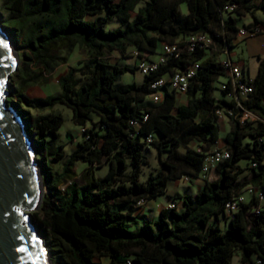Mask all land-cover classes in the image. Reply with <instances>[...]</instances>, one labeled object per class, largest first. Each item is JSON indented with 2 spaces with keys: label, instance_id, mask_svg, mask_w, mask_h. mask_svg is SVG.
Here are the masks:
<instances>
[{
  "label": "trees",
  "instance_id": "16d2710c",
  "mask_svg": "<svg viewBox=\"0 0 264 264\" xmlns=\"http://www.w3.org/2000/svg\"><path fill=\"white\" fill-rule=\"evenodd\" d=\"M139 2L0 0V25L23 49L9 84L5 83L9 94L5 102L26 124L48 189L41 216L32 213L34 227L46 236L53 264H96L97 257L106 259V264H229L234 255L238 264L255 260L264 264V209L252 213L258 202L251 197L231 218L224 212L226 201L248 185L264 193V123L240 124L227 117L230 127L222 147L229 156L200 177L204 155L218 140L216 111L234 105L227 95L230 77L215 56L230 51L240 27L262 24L264 19L253 15L250 0H145L138 6ZM181 3L186 5L185 13L179 10ZM229 4L234 7L225 10ZM254 8L264 13V1ZM246 13L251 21L244 24L241 18ZM112 20L116 25L107 28ZM196 33L207 34L211 46L189 51L187 37ZM162 43L176 44L178 55L141 75L139 83L116 84L118 76L137 68L109 63V53L123 55L131 48L144 57ZM76 46L85 60L59 76L60 92L28 97L27 89L51 80ZM257 59L254 76L243 75L252 92L241 104L264 121V57ZM190 65L196 69L181 104L169 89L159 101L142 104L152 92L153 81ZM220 76L226 77L225 88L219 89L224 98H215L212 85ZM58 104L72 110V120L84 137L53 179L43 146L51 143V159H63V146L53 143L60 137L64 119L59 113L43 112ZM149 147L156 152L158 166L141 181ZM240 160L250 171L242 181L239 175L245 168L238 164ZM76 163L86 166L82 185L74 181ZM103 164L108 165L106 173L95 177L94 169ZM183 176L189 183L200 179L202 184L193 194L170 196L172 205L160 208L152 223H138L136 206L165 195L167 182ZM67 182L61 192L58 187ZM175 200L181 201V210Z\"/></svg>",
  "mask_w": 264,
  "mask_h": 264
},
{
  "label": "water",
  "instance_id": "95a60500",
  "mask_svg": "<svg viewBox=\"0 0 264 264\" xmlns=\"http://www.w3.org/2000/svg\"><path fill=\"white\" fill-rule=\"evenodd\" d=\"M9 41L0 25V264H53L31 215L44 195L36 148L23 119L4 98L19 64Z\"/></svg>",
  "mask_w": 264,
  "mask_h": 264
},
{
  "label": "rangeland",
  "instance_id": "374dc122",
  "mask_svg": "<svg viewBox=\"0 0 264 264\" xmlns=\"http://www.w3.org/2000/svg\"><path fill=\"white\" fill-rule=\"evenodd\" d=\"M145 0H140L138 6H141L143 4ZM179 10L181 11V13H185L186 12V5L185 3H181L179 5ZM259 15V14H258ZM3 16L4 18H7V13L5 11H3ZM264 19V18H263ZM245 20H248V18H246ZM238 22L240 23V20H238ZM116 25V22L114 20H112L108 25L107 28H111L113 26ZM16 37H9V42L12 43V46L14 48V51L19 59L20 55L22 54L23 49L20 46V42L15 40ZM236 42H231V45H233L230 49L231 52V60L232 62H238V60H244L245 61V65H247V70H245V73L248 74L249 78L253 77L255 74V67H256V63H255V59L250 58L247 55L248 49L245 47V45L243 43H240L239 45H235ZM254 48L256 50H258L261 54L262 52H264V36H263V42H259L256 43V45H254ZM134 52H136L137 54L139 53L138 51H135L134 49L129 48L128 50H126V52L123 55H120L118 52H111L107 55L106 60L109 63H117L119 65H126L128 67H135L136 66V55L134 54ZM211 50H209L208 52H205V56L208 55V53H210ZM143 55V54H141ZM217 61H221L223 58H225V54L224 53H219L218 55L215 56ZM85 60V55L84 52L82 50H80L77 46L72 50V52L68 55L67 58V62L65 64H61L59 65L54 72L51 75V80H49L48 82H40L37 85H34L30 88L27 89L26 91V95L28 97H44L48 94H55V93H59L60 92V87L57 84V79L59 78V76L63 75L68 67L70 66H77L79 65L80 62ZM14 73V71L12 72ZM142 79L141 74L138 72L137 69L134 70L133 73L131 72H126L120 76H118L117 80H116V84H127V83H139ZM226 81V77L224 76H220L216 81H214L213 83V89H212V94L215 98H224V96L222 95V93L220 92L219 89H221V85L222 83ZM7 84H9V80L7 81ZM10 87V86H8ZM9 96V94L7 93L4 98L6 96ZM142 104H146L149 105L151 104V99L150 98H146L145 101ZM31 113L33 115H35L37 112L34 110H31ZM43 113H59L62 115L64 122L62 127L60 128V137L57 141H55L53 143L54 146L57 145H62L63 148L61 150L62 154H63V159L60 161H54L51 159V143H46L43 146V151H45V154L47 156L46 158V163L48 165V168L50 169L51 173H52V178L56 179V177L63 171V167L66 163V160L68 158V156L71 154V152L75 149V147L77 146V143L80 142L83 137V131L82 128L75 125L73 120H72V110L70 108H68L65 105L62 104H58L56 106H54V108L52 110H45ZM218 126H219V130H218V145L220 147L223 146V137L225 135V133L228 131L229 127H230V123L227 117H220L217 121ZM221 143V144H220ZM191 146L196 149V144L192 143ZM39 153V152H38ZM145 154V160L147 162L146 165H144L142 167L141 170V175H140V180L144 181L147 176L153 172V170L155 168H157L158 163H157V157H156V152L154 149H152L151 147H149L147 149V151L144 152ZM238 164L241 167H247L246 166V161L244 160H240L238 161ZM85 164L82 163H76L75 166V170H76V174L77 177L74 180L78 185H82L84 182V169H85ZM42 168L45 169V166L42 165ZM108 169V165L107 164H103L102 167L100 168H95L94 169V176L95 177H102L106 171ZM250 171L248 168H245V170L239 175V179L245 180L248 178ZM199 180H194L193 183H186L182 180H177V181H168L167 185H166V189L169 192H172V190L174 188L177 189V191L180 194H188L190 191L194 192L197 188V185L199 182ZM69 182L67 183H61V185L58 187V189L62 192V189H64L66 187V185H68ZM79 191L80 196H82V194L84 193V190L82 187H78L77 188ZM72 191V190H70ZM48 192V189L46 187H44V194ZM246 195V194H245ZM247 197V196H246ZM248 198V197H247ZM166 196L165 195H161L156 197L155 200L151 201H147V202H142L140 203V205L136 206V217H137V222L141 223L142 220H147L149 222H153L154 219L157 217L158 214V207H159V203L161 202H166ZM152 203L154 204V206L152 205ZM170 203V202H169ZM264 203V201L262 202ZM261 203V204H262ZM39 212V216H41V212H40V208L33 211V212ZM31 212V213H33ZM32 215V214H31ZM220 227L222 230L225 229L223 222L221 221L220 223ZM40 236L42 237L43 241H46V236H44L43 233L40 234ZM45 243V242H44ZM95 262L96 264H106V259L104 258H95ZM229 264H238V259L236 258V256L234 255Z\"/></svg>",
  "mask_w": 264,
  "mask_h": 264
},
{
  "label": "built area",
  "instance_id": "2783aa9c",
  "mask_svg": "<svg viewBox=\"0 0 264 264\" xmlns=\"http://www.w3.org/2000/svg\"><path fill=\"white\" fill-rule=\"evenodd\" d=\"M234 7L233 4H229L224 6L225 10H231ZM264 33V21L263 23L255 24L251 27H240L237 36L240 38H247L256 35H260ZM212 40L211 38L204 33H196L187 37V49L192 51L195 47L198 48H207L211 46ZM179 49L176 44H167L162 43L160 46L159 54L155 60L147 59L143 56L138 57V54L134 52L136 57V68L141 75L148 74L150 71L156 69L159 64H162L169 57H176L178 55ZM225 54V58H223L220 63L222 67L225 69L226 73L230 77V89L231 91L227 94L230 96L234 105L232 107H225L224 109L217 110L216 115L218 119L220 117H232L240 124H243L245 121H261L264 123L262 119H260L256 114L251 111H248L243 108L241 101L246 99L248 94L252 92V86L247 83L243 78V70L240 66L235 62H232L229 52L225 50L223 52ZM196 67L194 65L187 66L184 70H175L167 77H161L150 84V89L152 90L149 98L153 102H157L161 99L162 94L165 89H169L174 91L175 93L183 94L186 91L187 84L189 79L194 75ZM225 88V84L221 85V89ZM131 125H134L135 122L131 121ZM83 131V129H82ZM147 142L151 140V136H147ZM229 152L219 145L213 146L208 152L205 153L203 162L200 170V177L203 179L206 174L212 169L217 163L228 158ZM252 167H255V163H251ZM182 181L188 182V177L183 176L181 178ZM246 194V195H245ZM246 196L248 197L246 199ZM254 197L258 202L257 206L251 210L252 213L257 214L261 210L260 204L264 201V193L259 190L257 187L246 186L242 190L240 194L232 197L230 200L226 201L224 204V212L226 218H231L233 213L236 212L241 203H244L249 198ZM172 203H169L167 206H171ZM127 264H130L127 262ZM254 264H263L260 260H255Z\"/></svg>",
  "mask_w": 264,
  "mask_h": 264
},
{
  "label": "crops",
  "instance_id": "0c3cea01",
  "mask_svg": "<svg viewBox=\"0 0 264 264\" xmlns=\"http://www.w3.org/2000/svg\"><path fill=\"white\" fill-rule=\"evenodd\" d=\"M264 1V0H263ZM260 2V0H250L249 4H251L252 6V11H253V15L257 18V19H263L264 18V13L258 11V10H254L255 6ZM259 14V15H258ZM246 18H248V20H245ZM241 23H248L251 21V17L248 13H246L245 15L242 16L241 18ZM240 23V24H241ZM263 36H264V33L263 34H260V35H256V36H252V37H247V38H240V37H236L233 41L236 42L235 45H239L240 43H243L245 45V47L248 49V52H247V55L252 58V59H255V63H256V67H255V73H256V69H257V64H258V59L257 57H264V52H262V54L256 50L254 48V45H256V43H259V42H263ZM159 51H160V47H158L155 51V53H152V54H148V53H145L144 54V57L146 56L147 59H150V60H155L157 58V55L159 54ZM229 56L231 57V52L229 51ZM240 68L243 70L244 74L245 73V70H247V65H245V61L244 60H238V62H236ZM248 71V70H247ZM248 75V74H247ZM249 77V76H248ZM252 78V77H251ZM175 98H176V103L177 104H181L183 101H184V94H179L177 93L175 95ZM262 104L264 105V100L262 101ZM218 141V140H217ZM218 145V143H216ZM221 144V143H220ZM194 180H199L198 184L197 185V188L196 190L199 188L200 184H202V181L200 179H194ZM193 180V181H194ZM192 181V183H193ZM195 190V191H196ZM194 191V192H195ZM194 192H189V194H193ZM173 194H179V195H182L180 194L176 188H174L172 190V192H169L168 190H166V202H161L159 203V207H158V211L160 208H163V207H166L168 204H169V201H170V196H172ZM247 199V197H246ZM155 200V199H153ZM153 200H150L151 202ZM147 202V201H146ZM175 204H176V209L177 210H181L182 209V204H181V201L180 200H175ZM152 205L154 206V204L152 203ZM261 206V209H264V203L260 204ZM236 258L238 259V256H236Z\"/></svg>",
  "mask_w": 264,
  "mask_h": 264
}]
</instances>
